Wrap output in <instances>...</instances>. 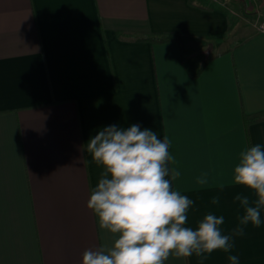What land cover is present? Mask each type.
<instances>
[{
    "label": "crops",
    "instance_id": "0c3cea01",
    "mask_svg": "<svg viewBox=\"0 0 264 264\" xmlns=\"http://www.w3.org/2000/svg\"><path fill=\"white\" fill-rule=\"evenodd\" d=\"M201 1L0 0V264H82L112 244L86 207L103 171L86 143L113 124L167 136L180 175L165 178L195 202L186 226L209 213L225 217L224 234L237 226L234 197H256L234 168L264 146V120L244 119L264 112V34ZM261 220L204 264H264V209Z\"/></svg>",
    "mask_w": 264,
    "mask_h": 264
},
{
    "label": "clouds",
    "instance_id": "9594fccd",
    "mask_svg": "<svg viewBox=\"0 0 264 264\" xmlns=\"http://www.w3.org/2000/svg\"><path fill=\"white\" fill-rule=\"evenodd\" d=\"M86 151L102 166L99 182L91 189L86 207L98 220V227L113 235V242L83 253L82 264H164L170 254L198 257L204 264L216 250L231 253L234 237L243 236L251 223L260 227L264 209V146L256 144L241 152L234 168L235 185L250 190L256 199L237 194L244 214L228 234L223 233V215L207 214L196 229L186 226L187 213L194 201L173 190L169 179L180 175L167 167L171 160L167 136L158 138L139 124L123 128L116 124L102 127L86 143ZM198 184L207 183L202 174ZM223 191V189H220ZM211 203L218 205L220 197ZM118 234V235H117ZM230 264L239 257L228 255Z\"/></svg>",
    "mask_w": 264,
    "mask_h": 264
},
{
    "label": "rangeland",
    "instance_id": "374dc122",
    "mask_svg": "<svg viewBox=\"0 0 264 264\" xmlns=\"http://www.w3.org/2000/svg\"><path fill=\"white\" fill-rule=\"evenodd\" d=\"M241 2L245 5L244 9H242ZM200 3L227 10L226 12L232 17L233 24L234 22L236 24V29H242L243 32L247 29L250 31L256 30L257 24L264 17V0L262 3L257 0H202ZM231 3L236 5L234 9ZM233 40L235 41V39Z\"/></svg>",
    "mask_w": 264,
    "mask_h": 264
},
{
    "label": "trees",
    "instance_id": "16d2710c",
    "mask_svg": "<svg viewBox=\"0 0 264 264\" xmlns=\"http://www.w3.org/2000/svg\"><path fill=\"white\" fill-rule=\"evenodd\" d=\"M125 35H126V37H133L134 36V34H132V33H126ZM145 37L148 38L147 35H145ZM165 39L166 38H162L158 42H162L163 40L165 41ZM244 119H245V122L247 124L264 120V112L253 114V115H245Z\"/></svg>",
    "mask_w": 264,
    "mask_h": 264
},
{
    "label": "built area",
    "instance_id": "2783aa9c",
    "mask_svg": "<svg viewBox=\"0 0 264 264\" xmlns=\"http://www.w3.org/2000/svg\"><path fill=\"white\" fill-rule=\"evenodd\" d=\"M256 29L259 33L264 34V17L261 21L257 24Z\"/></svg>",
    "mask_w": 264,
    "mask_h": 264
}]
</instances>
